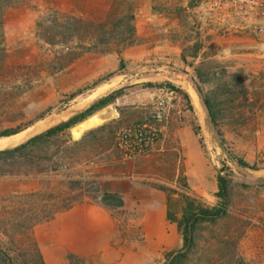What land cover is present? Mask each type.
<instances>
[{
    "label": "rangeland",
    "instance_id": "rangeland-1",
    "mask_svg": "<svg viewBox=\"0 0 264 264\" xmlns=\"http://www.w3.org/2000/svg\"><path fill=\"white\" fill-rule=\"evenodd\" d=\"M195 83L247 172L263 175L264 44L235 32L214 0H0V132L25 128L0 149L133 85L80 135L78 123L0 155V246L19 263L165 264L183 246L169 212L179 217L186 196L219 202L224 153ZM143 126L155 144L126 156L121 133ZM187 126L200 148L185 149ZM236 174L227 215L203 224L187 264H264V189Z\"/></svg>",
    "mask_w": 264,
    "mask_h": 264
},
{
    "label": "trees",
    "instance_id": "trees-1",
    "mask_svg": "<svg viewBox=\"0 0 264 264\" xmlns=\"http://www.w3.org/2000/svg\"><path fill=\"white\" fill-rule=\"evenodd\" d=\"M121 66L123 68L126 66L124 59L122 60ZM116 74H118L116 71L112 72L102 80L69 94L63 103L67 105L71 100L75 99L79 95L86 93L89 90H94L103 83L109 82ZM145 84L157 85V83L153 82ZM132 86L133 85H122L111 90L109 93L96 98L82 111L73 114L70 118L63 120L52 127H49L44 132L34 136L30 141L23 144H18L13 147L0 149V155L23 152L29 146L36 145L39 142V138L41 137L51 138L67 132L71 127L87 119L89 116L93 115L107 105L113 103L118 96L124 94L126 90ZM170 87L173 89L176 88L175 85H170ZM195 87L202 94V101L207 108L213 131L215 132L218 143L224 153V156L220 160L222 165L218 167L217 197L219 198V202L216 205H208L196 197L186 196L184 197V209L179 217L175 213H172L171 211L169 212L170 218L178 223V227L183 235V246L180 249L171 252L165 264H187L189 261H191L197 246L196 235L203 224L215 223L227 215L229 201L231 199V186L234 183L235 178L238 177L236 170L242 172L238 182L243 187H258L264 189V174L253 175L247 172V168L254 169V166L244 158L239 157L229 147L222 130L218 127L211 103L206 98L202 87L197 83H195ZM64 104L58 107V111L61 112L65 110L66 105ZM53 111L54 107H51L41 117H44ZM24 129L25 128L8 129L0 132V136H11L18 134ZM36 162L33 164L32 168L38 167V163ZM13 255V253H9L4 247L0 246V261L4 264H29L27 261H23L22 263L17 262Z\"/></svg>",
    "mask_w": 264,
    "mask_h": 264
},
{
    "label": "built area",
    "instance_id": "built-area-1",
    "mask_svg": "<svg viewBox=\"0 0 264 264\" xmlns=\"http://www.w3.org/2000/svg\"><path fill=\"white\" fill-rule=\"evenodd\" d=\"M214 4L226 12L235 32L264 44V0H214ZM157 138L156 129L146 126L127 129L119 137V147L131 157L155 144Z\"/></svg>",
    "mask_w": 264,
    "mask_h": 264
},
{
    "label": "crops",
    "instance_id": "crops-1",
    "mask_svg": "<svg viewBox=\"0 0 264 264\" xmlns=\"http://www.w3.org/2000/svg\"><path fill=\"white\" fill-rule=\"evenodd\" d=\"M199 133L192 126H187L184 128L182 137L184 138V145H186L187 150H195L200 148V140L198 138Z\"/></svg>",
    "mask_w": 264,
    "mask_h": 264
},
{
    "label": "bare ground",
    "instance_id": "bare-ground-1",
    "mask_svg": "<svg viewBox=\"0 0 264 264\" xmlns=\"http://www.w3.org/2000/svg\"><path fill=\"white\" fill-rule=\"evenodd\" d=\"M101 122V118H99L97 115L90 116L89 118L85 119L84 121L80 122L78 127L75 128L76 135H80L85 129L97 125ZM11 139H0V144H3L5 142H9Z\"/></svg>",
    "mask_w": 264,
    "mask_h": 264
},
{
    "label": "water",
    "instance_id": "water-1",
    "mask_svg": "<svg viewBox=\"0 0 264 264\" xmlns=\"http://www.w3.org/2000/svg\"><path fill=\"white\" fill-rule=\"evenodd\" d=\"M194 90H195V92H196V94H197L198 101H199L200 105L205 106L204 103H203V101H202V94H201L196 88H194ZM205 107H206V106H205ZM34 136H35V135H34V132L30 133L29 135L25 136V137L20 141L19 144H23V143H26V142L30 141Z\"/></svg>",
    "mask_w": 264,
    "mask_h": 264
}]
</instances>
